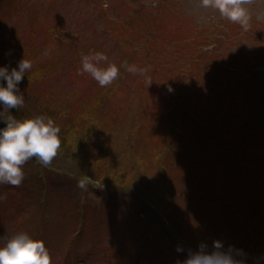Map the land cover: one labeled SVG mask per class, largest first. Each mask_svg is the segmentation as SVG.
<instances>
[{
	"label": "rangeland",
	"instance_id": "obj_1",
	"mask_svg": "<svg viewBox=\"0 0 264 264\" xmlns=\"http://www.w3.org/2000/svg\"><path fill=\"white\" fill-rule=\"evenodd\" d=\"M248 9L245 31L201 0H0V67L33 62L18 87L62 140L50 171L0 184V238L52 264H177L214 240L264 264V0ZM93 52L111 86L77 75Z\"/></svg>",
	"mask_w": 264,
	"mask_h": 264
},
{
	"label": "clouds",
	"instance_id": "obj_2",
	"mask_svg": "<svg viewBox=\"0 0 264 264\" xmlns=\"http://www.w3.org/2000/svg\"><path fill=\"white\" fill-rule=\"evenodd\" d=\"M253 0H201L203 8L215 9L229 22L239 24L245 31L250 28L251 16L248 6ZM102 63L106 66H101ZM33 68V62L22 58L18 69L0 67V80L6 82L0 85V120L6 127L0 129V184L20 187L25 179L24 165L35 161L44 168L51 169L53 161L59 155L62 140L60 127L51 117L35 116L18 120L9 114V109L25 107L24 95L18 84L26 73ZM125 70L131 74L144 75L148 69L136 65H125ZM88 74L99 86H111L120 76V69L115 63L108 62V57L102 52H93L81 57V68L77 75ZM151 84V80H147ZM77 187L87 192L89 187L97 188V181L83 175L77 179ZM6 199V197H0ZM4 239L0 246V264H52V257L45 243L33 239L26 232H19ZM177 253L187 252L186 258L177 264H246V254L243 250L229 245L224 247L219 240L212 242L211 249L201 242L195 251L182 245L175 247Z\"/></svg>",
	"mask_w": 264,
	"mask_h": 264
},
{
	"label": "trees",
	"instance_id": "obj_3",
	"mask_svg": "<svg viewBox=\"0 0 264 264\" xmlns=\"http://www.w3.org/2000/svg\"><path fill=\"white\" fill-rule=\"evenodd\" d=\"M29 104L27 105V103L25 102V107L19 110L16 109H9V114L15 116L16 119L18 120H23L26 118H34L35 116H39V115H46L48 117L53 116L52 114H49V112L47 110H42V108H39L38 106H34L33 107V111L31 109V107L34 105H37V102L35 100H33V98H30V100L28 101ZM0 110H2V107H0ZM6 124L3 120H0V129L1 128H5ZM181 136H179L177 139L179 140ZM100 181V180H99Z\"/></svg>",
	"mask_w": 264,
	"mask_h": 264
}]
</instances>
